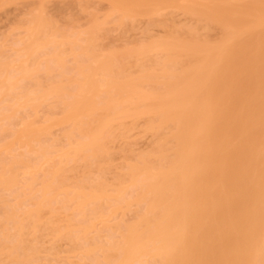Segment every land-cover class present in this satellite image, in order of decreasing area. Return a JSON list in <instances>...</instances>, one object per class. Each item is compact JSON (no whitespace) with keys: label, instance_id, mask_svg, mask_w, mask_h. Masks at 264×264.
Wrapping results in <instances>:
<instances>
[{"label":"bare ground","instance_id":"obj_1","mask_svg":"<svg viewBox=\"0 0 264 264\" xmlns=\"http://www.w3.org/2000/svg\"><path fill=\"white\" fill-rule=\"evenodd\" d=\"M100 1L115 26L146 16L163 35L102 48L104 21L71 37L42 6L18 50L28 59L0 60L2 149L34 154L0 159V264H38L42 230L68 240L79 264H264V0ZM169 8L195 23L157 18ZM139 123L150 149L108 181L111 140ZM71 162L89 181L70 186ZM132 206V220L110 223ZM66 207L78 219L55 223Z\"/></svg>","mask_w":264,"mask_h":264},{"label":"rangeland","instance_id":"obj_2","mask_svg":"<svg viewBox=\"0 0 264 264\" xmlns=\"http://www.w3.org/2000/svg\"><path fill=\"white\" fill-rule=\"evenodd\" d=\"M79 1L80 0H48L47 2H45L44 6L40 4L41 0H13L11 2L9 1L1 2L0 3V60L1 58L10 59V60H12L13 58L28 59L26 58L27 56L25 55L23 57L22 54L24 52H21L22 54L18 55L20 48L23 45V43H21V39L22 41H24L23 39L26 38L25 37L26 33L24 32H26L25 30L27 26V21L31 18L32 14L38 13L42 6H43L42 9L45 10L44 13L46 17L51 18L54 21L55 25L58 26V28H60L62 31L67 32L66 34L70 35L71 37L77 36L79 32L82 33L87 27V24L89 25L93 20V18L95 17L97 21H101V22L104 21V27L106 28V30L104 32L105 35L103 34L104 37L101 40L102 48L121 47L128 43H144L148 40V38H150L149 36L157 37L163 35L164 29L161 32L162 28H160L162 26L158 27L157 26L158 24H156V26H154L153 24L151 25L148 24V22L150 21H147L148 18L146 16L142 18L139 17V20L137 19L138 22L136 20H130L132 22V23L128 22L130 27L127 25L128 24L127 23L124 25V27L121 26L123 28L120 27L121 28L120 29L119 27L115 26L112 23V19H113L112 17L114 16L111 17V15L116 13H112L110 15L109 4L107 1L89 0L90 2L88 1L89 2V4L87 3L88 6L87 4H85L86 6V7L84 6L85 8L82 7L81 5H78L80 3ZM231 1H236V0H231ZM159 13L157 18L160 15L159 19L161 18V21L163 20L162 18H164V20L167 19L168 22L170 23L171 21L173 22L176 21L180 25L183 24L189 25L195 23L194 20H192L193 18L191 19L190 16L184 14L181 10H171L169 8V9H163ZM115 17H117V14ZM105 21L106 22L108 21L109 23L108 22L106 23ZM126 21L127 20H125V22ZM133 23H135V26ZM214 32H215L214 30H211L209 32V35L211 34L210 37L215 36L213 34H216V32L215 33ZM69 56L71 57V60H73V56L67 55L68 58H70ZM68 58L67 61L65 60L66 63L68 64L70 62L69 65L71 63L74 64L73 62H71V60L69 61ZM14 59L13 61L16 60ZM25 59H23L22 61H24ZM69 67L71 68V66H67V68ZM54 74H56V72H54ZM44 75H41L43 79H45L46 77V75L45 76ZM7 103L10 102L9 101H5L3 103L0 102V105ZM46 111L47 109L45 104L37 108V110L35 111L38 124L42 123L45 120ZM60 127H62V129L65 128V126L53 127L51 129L52 132L50 134L51 135L50 137H52L55 140H58L57 143L58 144L61 143L59 145L63 146V144L64 145L66 144V142H64L66 140L61 135L63 133V130ZM8 140H9L8 132H3L0 141V159L3 157H8L10 156V154H15V155L18 154V156H24V158L34 157V154L30 148L21 146L19 143L14 144L10 149L11 151L3 150L1 144H3V142H6ZM111 141L112 142L110 143L111 144L110 152L112 156V161L105 172L108 181H112L114 179V176L117 173V171L123 168L122 166L133 155V153L137 151L149 150L153 142V137L149 133L142 132V125L140 126L137 125L136 128H134L131 131V134L127 138L122 140L113 139ZM72 165L74 166V169L67 172V176L69 177L68 182L71 184L70 186H73L75 182L79 180L82 181L80 183L86 182L85 180L89 181V179H86L85 177L86 170L84 167H82L81 163L71 162L69 167ZM25 170H30V168L21 167L19 170L18 178L20 183L23 182L26 177H28L27 171L25 172ZM89 175H90V179L97 177L98 172L96 167L92 168V171L89 173ZM9 199L12 200L11 198ZM135 210H136V206H132L130 210L126 211L125 214L122 215V218H120V216H117L116 218H113L110 223L113 224L114 222H118L120 220H124V221L132 220L135 214ZM60 213L61 214L59 215L58 220L55 222V223H59L60 225H62L64 221L67 220L68 218L71 217L76 218V211L70 207L63 208ZM76 219H78V217ZM95 229L98 232H100L102 235H106L112 232L111 229L104 228L100 223L96 224ZM92 234H94V232ZM35 236H36L35 241L38 242V247L41 248L37 258L38 264H69V262L79 264L80 258L76 254L70 252V243L68 242V240L64 238L55 239V235L47 234V232H44V230L37 232ZM31 238L32 236H25V239L27 240H30ZM4 263L8 264V261L5 260Z\"/></svg>","mask_w":264,"mask_h":264}]
</instances>
